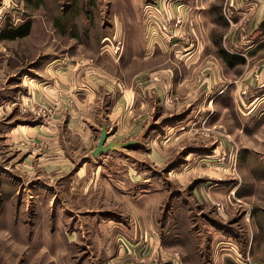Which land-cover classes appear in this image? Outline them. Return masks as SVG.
Masks as SVG:
<instances>
[{
    "label": "rangeland",
    "instance_id": "obj_1",
    "mask_svg": "<svg viewBox=\"0 0 264 264\" xmlns=\"http://www.w3.org/2000/svg\"><path fill=\"white\" fill-rule=\"evenodd\" d=\"M35 15L0 40V264H264V0H0V34ZM43 73L81 95L80 133L56 83L30 92ZM102 133L137 144L94 155ZM85 166L99 188L75 204Z\"/></svg>",
    "mask_w": 264,
    "mask_h": 264
},
{
    "label": "crops",
    "instance_id": "obj_2",
    "mask_svg": "<svg viewBox=\"0 0 264 264\" xmlns=\"http://www.w3.org/2000/svg\"><path fill=\"white\" fill-rule=\"evenodd\" d=\"M37 2H39L40 0H36ZM42 2H44V0H42ZM38 7H40V6H38ZM53 7V6H52ZM85 9V8H84ZM123 10H125V8H123ZM39 16L40 15H35V16H31V18L33 19V22L31 21V23L30 22H26V23H28L29 24V30H28V34L26 35V36H24V37H18V38H15V39H13V40H16V39H22V38H28V37H30L31 36V38L33 39L34 37H36L34 34H37V32H36V30L38 29V31L40 30V28H39V26L37 25V21H35V19L37 18H39ZM60 18V17H59ZM59 18H58V23L59 24H62L61 26H62V28L64 29L65 27H64V23H60V21H59ZM24 25V24H23ZM22 26V25H21ZM21 26H19V27H21ZM110 28H113V25H110L109 26ZM47 30V29H46ZM62 32H65V30H63ZM256 35H257V33H256ZM261 38H263L264 39V33H262V34H260L259 35ZM1 41L3 40V39H0ZM4 40H10V39H4ZM155 42H152V45L154 44ZM150 45H151V43H150ZM254 46V44H251L250 46L248 45V48L250 49V48H252ZM247 48V49H248ZM39 57V56H38ZM38 57H37V59H38ZM242 57H244L243 55H242ZM50 62L46 65V68L47 67H50L52 64H50V63H53L54 61H59V60H57V59H52V60H49ZM55 63V62H54ZM53 63V64H54ZM44 72H46V69L44 70ZM58 72H60V70L58 71ZM62 74V73H61ZM66 75V74H65ZM74 76V75H73ZM29 77H27V80L29 81V83H28V87H29V90H30V92L32 93V95L34 96V98H35V100L36 101H39V100H41V102H43L45 99L43 98V96L45 95L46 97L48 96V95H50V94H52V93H49L48 91H51V89L52 90H55L56 88H55V85H54V83H56V85L58 86V88H60V87H64V85H62V84H65L66 82H65V80H66V76H62V75H58V77H57V80H52L51 81V79H50V77H49V75H47V74H37L36 76L34 75V76H32L31 78H29ZM27 80H25V81H27ZM173 80H175L174 79V76H173V78H171V80L168 82V83H156L157 84V86H159V87H155V89H154V85L155 84H153L152 86H153V93L155 94V96H156V98H161L162 96H164V97H167L168 95H167V91H165V89L164 88H166L165 87V85L167 86V84L169 85H171V83H173ZM23 82H24V80H23ZM51 82V85L49 84ZM78 81H76V80H73L72 81V88H74L75 86H80V85H82L81 84V82L80 83H77ZM214 82H217V81H214ZM34 83H36L35 85H34ZM51 86V87H50ZM66 86V85H65ZM69 87H71V84L70 85H68ZM164 86V87H163ZM62 88H60V89H62ZM72 88H70V89H68V90H71ZM138 88L140 89V92H141V95L143 94V98H141V96L139 95V94H137V93H135V92H132V90L131 89H128L127 91H128V96H129V99L131 100V102L134 104V102L135 103H138V104H141V99H146V96H145V94L143 93L144 92V90L142 89V85L140 86V85H138ZM47 89H49L48 91H47ZM142 89V90H141ZM155 90V91H154ZM62 91V93H58V97L56 96V94H52V95H50L51 97H57L58 98V100H57V104H56V106H55V108H54V110H55V114L54 115H65V114H68V115H70L71 116V118H73L74 119V121H73V123L72 122H70V124H69V128H73L72 130L74 131V132H76V131H78L79 133L83 130L81 127H80V124H81V112L80 111H77V109L78 110H81V107L82 108H85V106H83L82 104H80V103H78V99H80L81 100V98H78V97H81V95H78L77 93H74V94H72V92L70 93L69 91H67L66 89L65 90H61ZM170 91V90H169ZM221 92H223V89H221V90H219L218 91V93L216 94V95H218V94H221ZM1 94V93H0ZM46 94H48V95H46ZM77 94V95H76ZM55 95V96H54ZM169 96H171V95H169ZM7 98V95L4 93V94H1L0 95V98ZM147 97L149 98V96L147 95ZM65 99H70V100H72L73 102H74V108L72 107H68V106H66L65 104H66V101H65ZM149 100V99H148ZM132 103H130L131 105H132ZM77 108V109H76ZM128 108V107H127ZM0 109H2V107H0ZM122 110L124 109V108H121ZM76 118H77V121L78 122H76ZM50 124H52V125H54L55 124V122L54 121H49V125ZM49 125H46V126H42V130H41V133H40V135H39V133L38 132H36L35 130V127H31L30 129H31V132L33 133V134H35V136L36 137H39V138H36L37 140H39V143H41V141H43L44 143H46V146L47 147H55L57 144H59V142H60V135H59V128H56V130H57V135H55L56 134V131L55 130H53V129H51V127L49 126ZM37 127H39V126H37ZM36 127V128H37ZM50 130H52V131H50ZM36 132V133H35ZM46 132V133H45ZM30 134V133H29ZM74 134H76V133H74ZM22 137H24V136H22ZM32 139V138H31ZM57 150H59L58 148H57ZM58 154H60L59 152H57ZM111 157H114L113 155H107L106 156V158L108 159L109 158V160L111 161V160H113V158H111ZM102 158V157H101ZM104 158V157H103ZM102 158V159H103ZM60 163V162H59ZM65 163L62 161L61 163H60V165H64ZM56 165H58V164H56ZM88 169H87V167L85 166V167H82V168H80V170L78 171V173L76 174L77 176H76V178H75V180H74V185H68V188H67V191H68V193H70V194H73L74 195V197L76 196V194H78V193H80L81 194V196H84V195H86V194H88V193H91V191H97V188H99L98 186V181H97V176L96 177H94L93 179H95V182L93 183V185L92 186H89V184H92V180H88V174H91V175H93L95 172V174L97 175V174H99V170H100V168H99V166H98V169L97 170H95V172H88L87 171ZM110 175H112V173H110ZM78 176H79V178H78ZM92 179V178H91ZM79 182V183H78ZM64 188H66V186H64ZM64 188H63V193H64ZM78 196H76L75 197V204L77 203V204H79L78 203V200L76 199ZM227 258L225 257V256H223V257H221L219 260L217 259V263L216 264H228V260H226ZM216 260V259H215Z\"/></svg>",
    "mask_w": 264,
    "mask_h": 264
},
{
    "label": "trees",
    "instance_id": "obj_3",
    "mask_svg": "<svg viewBox=\"0 0 264 264\" xmlns=\"http://www.w3.org/2000/svg\"><path fill=\"white\" fill-rule=\"evenodd\" d=\"M28 30H29V24L24 23V25H22L21 27H17L15 29L10 28L7 31L1 32L0 39L13 40L18 37L21 38L28 34ZM240 57L241 56L238 57L237 55H229L223 49L219 51V58H221L225 63V65L230 69L235 68L237 65L245 64L244 58H240Z\"/></svg>",
    "mask_w": 264,
    "mask_h": 264
},
{
    "label": "water",
    "instance_id": "obj_4",
    "mask_svg": "<svg viewBox=\"0 0 264 264\" xmlns=\"http://www.w3.org/2000/svg\"><path fill=\"white\" fill-rule=\"evenodd\" d=\"M104 141H105V133H102L94 155H98L99 153H103V152H106V151H112L114 149L129 148V147H132V146L137 144V141L128 142V143H125V144L109 143L106 147H103Z\"/></svg>",
    "mask_w": 264,
    "mask_h": 264
},
{
    "label": "built area",
    "instance_id": "obj_5",
    "mask_svg": "<svg viewBox=\"0 0 264 264\" xmlns=\"http://www.w3.org/2000/svg\"><path fill=\"white\" fill-rule=\"evenodd\" d=\"M244 264H252V263H250V262H247V263H246V262H245Z\"/></svg>",
    "mask_w": 264,
    "mask_h": 264
}]
</instances>
